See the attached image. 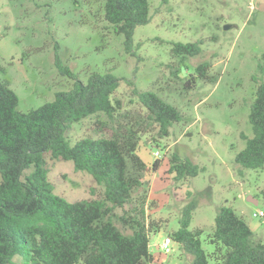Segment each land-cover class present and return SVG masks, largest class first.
I'll use <instances>...</instances> for the list:
<instances>
[{"label":"trees","instance_id":"1","mask_svg":"<svg viewBox=\"0 0 264 264\" xmlns=\"http://www.w3.org/2000/svg\"><path fill=\"white\" fill-rule=\"evenodd\" d=\"M103 7L106 21L124 35L132 52L136 27L151 20L150 1L105 0ZM203 42H173L175 60L163 89L141 90L132 83L137 109L126 108L116 95L122 77L94 71L83 81L58 56L57 67L74 83L37 108L21 111L17 93L0 77V264H20L13 260L17 254L23 264H153L151 235L162 223L150 213L156 201L150 198L146 176L162 161L157 157L148 164L139 150L145 135L151 142L169 137L183 120L182 111L164 94L189 95L199 84L218 81L209 60L189 69V60L203 52ZM90 116L105 134L72 142L74 123ZM248 119L253 134H242L246 144L235 161L258 169L264 167V82L256 87ZM48 156L70 160L76 170L90 173L102 193L72 202L57 194ZM169 163L176 182L202 170L178 152ZM261 192L264 197V187ZM91 193L96 194L95 187ZM187 195L180 226L169 235L193 264H264V240L254 238L248 222L231 206L218 209L209 235L214 250L207 252L203 229H190L196 202L191 191Z\"/></svg>","mask_w":264,"mask_h":264},{"label":"rangeland","instance_id":"2","mask_svg":"<svg viewBox=\"0 0 264 264\" xmlns=\"http://www.w3.org/2000/svg\"><path fill=\"white\" fill-rule=\"evenodd\" d=\"M104 1L0 0V77L17 93L19 109L37 108L73 85V78L57 67L56 56L83 81L94 71L122 77L116 95L126 108L137 109L132 83L141 90L163 89L175 60L173 42L203 40V52L189 60V69L209 60L218 81L199 84L189 95L164 94L182 111L183 120L169 137L151 142L145 135L139 150L142 158L152 161L160 151L159 175L170 180L165 190L170 202L155 200L152 216L162 226L151 235V249L160 252L156 243L179 228L188 191L196 202L190 229H203L207 252L214 250L209 235L223 205L243 216L255 239L264 240V216L254 215L264 211V167L243 168L235 161L246 144L242 134H253L250 106L258 83L264 82V0H149L151 20L136 27L132 52L125 47L124 35L106 21ZM102 134L95 116L74 123L69 132L72 142ZM174 152L198 164L199 175L172 181L168 169ZM47 160L57 194L72 202L102 193L93 176L76 170L72 161ZM170 256L171 264H193L176 242ZM13 260L24 261L20 254Z\"/></svg>","mask_w":264,"mask_h":264},{"label":"crops","instance_id":"3","mask_svg":"<svg viewBox=\"0 0 264 264\" xmlns=\"http://www.w3.org/2000/svg\"><path fill=\"white\" fill-rule=\"evenodd\" d=\"M264 6V4L262 5ZM145 148V147H144ZM146 149V148H145ZM144 159V158H143ZM145 160V159H144ZM155 160V159H154ZM154 160L152 161L150 158L149 160H145L148 164H152L154 162ZM151 161V162H150ZM162 164H160V166L158 167V169L156 171H152L151 173H148V175L146 176V180L148 181L149 183V186H150V198L153 199L154 201L158 200L159 198H163L165 200H167V203L170 202V193L168 194V198L166 199V193H165V190L168 188L169 186V181L165 180L163 176L159 175V172L158 170L160 169ZM152 176V178H150ZM173 180V177L171 175L170 177ZM183 206L181 205V208ZM155 208L151 209L150 213L153 215V213L155 212L154 211ZM153 218H155L153 216ZM160 242L158 241L156 243V246L160 249V252H153L152 249V253L154 254L155 256V260L153 262V264H171L172 263V257L170 256V254H165L163 252V250L161 249L160 247Z\"/></svg>","mask_w":264,"mask_h":264},{"label":"built area","instance_id":"4","mask_svg":"<svg viewBox=\"0 0 264 264\" xmlns=\"http://www.w3.org/2000/svg\"><path fill=\"white\" fill-rule=\"evenodd\" d=\"M156 156L160 157V151L156 152ZM255 216L262 217L264 216V211L260 210L254 214ZM174 243L173 238L170 235H167L164 240L162 241L160 247L165 254H170L172 251V245Z\"/></svg>","mask_w":264,"mask_h":264},{"label":"water","instance_id":"5","mask_svg":"<svg viewBox=\"0 0 264 264\" xmlns=\"http://www.w3.org/2000/svg\"><path fill=\"white\" fill-rule=\"evenodd\" d=\"M228 28H229V25H226V26H225V29H228ZM251 199H253V198H251Z\"/></svg>","mask_w":264,"mask_h":264}]
</instances>
